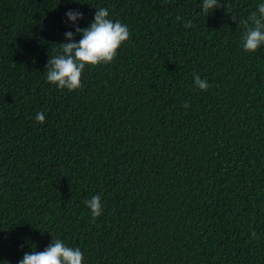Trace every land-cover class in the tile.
<instances>
[{"label": "trees", "instance_id": "1", "mask_svg": "<svg viewBox=\"0 0 264 264\" xmlns=\"http://www.w3.org/2000/svg\"><path fill=\"white\" fill-rule=\"evenodd\" d=\"M261 2L0 0V264L52 238L83 264H264V46H241ZM101 7L130 39L81 88L48 84Z\"/></svg>", "mask_w": 264, "mask_h": 264}, {"label": "clouds", "instance_id": "2", "mask_svg": "<svg viewBox=\"0 0 264 264\" xmlns=\"http://www.w3.org/2000/svg\"><path fill=\"white\" fill-rule=\"evenodd\" d=\"M218 0H203L202 13L205 16L219 8ZM66 17L74 26L83 19V13L69 10ZM109 10L101 7L95 9L94 21L84 29L75 27V33L81 38L77 42L73 32L65 33L66 42L56 45L58 51L47 60L45 72L46 82L60 90L69 92L81 88L82 74L86 66L110 64L114 61L121 46L130 39L129 28L119 20L109 18ZM235 19V17L233 16ZM181 17H177L180 20ZM244 31L241 46L246 53H255L264 46V2L257 5V11L252 12L248 20L241 21ZM186 23L185 28L192 27ZM197 88L206 91L210 85L199 74L193 73ZM185 108L189 105L185 104ZM38 123L45 122V114L39 112L35 117ZM85 206L91 210L92 222L102 214L101 197L99 195L86 199ZM256 237L255 232L252 233ZM84 255L78 247H69L61 239L52 238V242L43 250L25 252L18 264H83ZM2 264H9L3 261Z\"/></svg>", "mask_w": 264, "mask_h": 264}]
</instances>
